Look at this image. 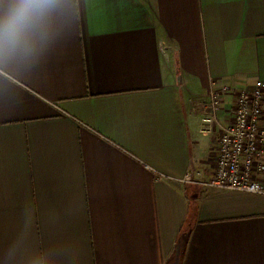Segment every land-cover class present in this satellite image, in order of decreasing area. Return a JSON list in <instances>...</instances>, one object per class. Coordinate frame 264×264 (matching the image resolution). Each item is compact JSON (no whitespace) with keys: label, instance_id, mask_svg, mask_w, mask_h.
I'll return each instance as SVG.
<instances>
[{"label":"crops","instance_id":"obj_1","mask_svg":"<svg viewBox=\"0 0 264 264\" xmlns=\"http://www.w3.org/2000/svg\"><path fill=\"white\" fill-rule=\"evenodd\" d=\"M257 80L264 0H53L0 50V264H264V194L206 183Z\"/></svg>","mask_w":264,"mask_h":264},{"label":"built area","instance_id":"obj_2","mask_svg":"<svg viewBox=\"0 0 264 264\" xmlns=\"http://www.w3.org/2000/svg\"><path fill=\"white\" fill-rule=\"evenodd\" d=\"M228 94H232L233 101L226 123L220 125L214 172L206 183L264 194V183L259 179L264 173V81L257 80L251 88L239 90L229 85L213 87L207 105L214 114L204 121L212 123L217 119L216 113ZM184 180L193 181V175L187 173Z\"/></svg>","mask_w":264,"mask_h":264},{"label":"clouds","instance_id":"obj_3","mask_svg":"<svg viewBox=\"0 0 264 264\" xmlns=\"http://www.w3.org/2000/svg\"><path fill=\"white\" fill-rule=\"evenodd\" d=\"M53 0H4L0 11V50L15 53L41 28Z\"/></svg>","mask_w":264,"mask_h":264},{"label":"water","instance_id":"obj_4","mask_svg":"<svg viewBox=\"0 0 264 264\" xmlns=\"http://www.w3.org/2000/svg\"><path fill=\"white\" fill-rule=\"evenodd\" d=\"M177 264V263H176Z\"/></svg>","mask_w":264,"mask_h":264}]
</instances>
